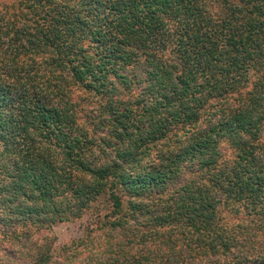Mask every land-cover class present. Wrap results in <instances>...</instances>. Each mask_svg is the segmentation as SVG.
<instances>
[{
    "label": "trees",
    "instance_id": "trees-1",
    "mask_svg": "<svg viewBox=\"0 0 264 264\" xmlns=\"http://www.w3.org/2000/svg\"><path fill=\"white\" fill-rule=\"evenodd\" d=\"M17 5L22 26L0 28V264H74L82 240L56 257L32 237L88 212L107 240L79 264H264V0Z\"/></svg>",
    "mask_w": 264,
    "mask_h": 264
},
{
    "label": "rangeland",
    "instance_id": "rangeland-1",
    "mask_svg": "<svg viewBox=\"0 0 264 264\" xmlns=\"http://www.w3.org/2000/svg\"><path fill=\"white\" fill-rule=\"evenodd\" d=\"M17 0H0V28L3 31H6L5 28L10 27V24H14L16 27H21L22 23H20L19 19L16 17L17 15ZM7 49L8 45L3 41H1V49ZM39 76H42L39 80L40 83H44L45 78L48 77L47 72L43 67H39L37 70ZM44 85V84H43ZM77 104L79 115L85 120L86 115L88 117L94 118L97 113L92 109L96 106L94 99H91L83 92H79L77 95ZM93 102V103H92ZM89 115V116H88ZM86 120L90 121L88 118ZM101 205L96 208L94 213H101L105 210V203L100 202ZM95 215V214H94ZM93 213H86L81 219L72 221V222H63L57 223L48 231H41L33 235L32 239L38 244L43 245L44 247H49L56 257L62 255L60 252V246L71 245L72 241L82 240L83 243L77 248V260H74V264H79L81 261H84L87 257L92 253L102 252L104 250V246L107 240L106 233L99 228V225L93 222L94 220ZM90 231L91 233H87ZM76 244V243H75ZM75 244H72L71 250H75ZM56 259V258H54ZM53 259V260H54ZM13 264H29L27 261L19 262L12 261Z\"/></svg>",
    "mask_w": 264,
    "mask_h": 264
}]
</instances>
